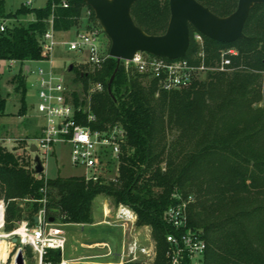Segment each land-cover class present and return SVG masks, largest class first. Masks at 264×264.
I'll list each match as a JSON object with an SVG mask.
<instances>
[{
	"label": "trees",
	"instance_id": "trees-1",
	"mask_svg": "<svg viewBox=\"0 0 264 264\" xmlns=\"http://www.w3.org/2000/svg\"><path fill=\"white\" fill-rule=\"evenodd\" d=\"M197 1L219 16L228 15L237 5V0ZM4 6L5 0H0L3 18L29 13L35 17L27 24H9L0 32V62L15 60L22 65L45 58L39 39L50 16L55 31H67L76 26L82 7L88 5L83 0H48L41 7L20 5L7 17ZM131 8L135 24L146 33L165 31L168 0H138ZM249 12L244 37L238 40L221 43L202 35L206 65H217L225 48L234 47L237 54L230 56L227 70L207 71L188 88L162 90L155 80L126 70L120 62L111 96L106 86L116 67L113 57L93 71L86 65L76 68L75 77L84 87L72 91L80 108L77 121L92 129L120 125L125 131L117 176L93 181L76 175H35L27 169L28 157L0 146L4 230L23 218L33 223L42 200L47 217L63 227L89 223L93 199L104 194L115 204L130 206L137 214V225H148L155 240L153 262L125 264H168L166 235L177 230L166 223L164 212L183 202L186 228L200 233L206 242L199 264H264V3ZM92 23L88 24L100 26L95 17ZM194 31L190 26L184 57L195 63L201 59ZM105 48L109 50L108 45ZM26 77L19 71L12 77L17 82L14 88L23 95ZM95 82L104 89L89 92ZM6 102L0 92V118ZM88 113L95 121L88 122ZM23 201L31 203L24 206ZM50 257L58 261L59 251H51Z\"/></svg>",
	"mask_w": 264,
	"mask_h": 264
},
{
	"label": "built area",
	"instance_id": "built-area-1",
	"mask_svg": "<svg viewBox=\"0 0 264 264\" xmlns=\"http://www.w3.org/2000/svg\"><path fill=\"white\" fill-rule=\"evenodd\" d=\"M33 0H25V4H31ZM62 5L67 6L63 1ZM9 20L0 16V32L8 27ZM48 27L39 39L42 53L45 55L43 61H50L51 53L59 43L67 45L69 50H74L85 55L84 63L95 70L102 66L104 61L112 57L109 50H106L100 39L101 26L86 24L85 29L76 32L69 40H58L53 28L52 16L47 20ZM193 39L199 44L200 50L197 57L199 62H193L188 58H166L150 54L145 51H136L131 59H121L126 70L136 71L148 79L157 82L162 90L182 89L196 79L202 78L207 71H224L230 64V56L236 55L234 47H228L221 51L220 61L217 65H206L203 59V36L194 31ZM51 54V55H49ZM49 56V57H48ZM39 60V61H42ZM17 62L15 60H9ZM30 71V69L28 68ZM28 71V73H29ZM27 73V74H28ZM35 86L37 89L38 104L37 110L43 118V125L40 135L28 137L27 147L34 144L46 173L47 159L55 152L53 146L57 144L67 145L71 165L83 168L82 176L86 180L96 181L107 170L108 162H119L121 144L125 140V131L120 125H114L106 129H92L88 124L77 121V111L72 98V89L63 80L62 75H57L51 66H39L33 71ZM103 88L100 82H95L89 88V92L101 91ZM86 111L85 108L83 112ZM87 120L95 121L92 113L87 114ZM7 140L10 138L7 137ZM34 157V156H33ZM34 162L31 160V169L34 173ZM38 175L37 173H34ZM47 177V176H44ZM114 178V177H113ZM44 203V200H42ZM0 210L2 215V228L4 227L5 203L0 199ZM103 222L107 225L122 229L123 237L118 247L109 241L94 242V249L104 250L97 253L94 264H125L127 262L150 263L154 260L156 250L154 244L146 243L141 237L137 225V214L128 205L123 203H109L105 201L102 208ZM37 222L30 223L26 219L19 220L15 227L8 232L4 231L1 238L6 242L7 250L0 257L3 264H17L18 252L22 254V264H27L26 248L30 250L31 257L36 264H82L73 260L63 258V251L66 249L67 236L63 225L57 221H50L42 206L34 218ZM114 218L108 221V218ZM166 223L174 227L177 233H169L166 240L169 248L166 252L168 264H199L205 249L206 242L201 234L186 228L185 203L170 205L164 212ZM134 233L133 236H129ZM128 235V236H126ZM127 237V238H126ZM15 238V241L13 240ZM51 251H59L60 258L53 261L50 257ZM104 259V260H101Z\"/></svg>",
	"mask_w": 264,
	"mask_h": 264
},
{
	"label": "rangeland",
	"instance_id": "rangeland-1",
	"mask_svg": "<svg viewBox=\"0 0 264 264\" xmlns=\"http://www.w3.org/2000/svg\"><path fill=\"white\" fill-rule=\"evenodd\" d=\"M46 1L48 0H33L31 4L28 5L24 3L25 0H5L4 16L7 17L8 14L13 13L20 5H26L29 8L41 7L45 6ZM92 17H94V12L92 15L88 6H83L81 10V16L78 19L76 26L67 31H57L56 38H59L58 40L60 41L72 39L76 32L85 29L86 24L92 23ZM34 18V14L29 13L27 15H19L16 18L8 17L7 20H9V24H27V22H32ZM100 39L104 47L107 45L110 46V41L103 31L100 34ZM51 54H49L51 55L50 61L42 60L29 62L30 71L24 69L25 63L21 65L19 62H12L10 64L9 60H2L0 62V92L2 95H4L7 101L5 105V113L2 118H0V146L16 156H25L26 158L28 157L29 164L27 169L30 171H32L31 160L33 159L34 152H31L28 149L27 138L40 135V130L37 131V129L38 127H41L40 125L42 124V116L37 110V104L39 102L33 71L39 66H44L47 68L51 66L57 75L63 76V80L68 84L69 87H71L72 90H76L78 92H81L82 88L84 87H82V82L75 77L76 68H82L81 65H86L85 68L91 71V67L84 63L85 55L79 54L74 50H69L65 44H57ZM71 63L73 66H75V69L72 70V66L71 70H68V66ZM18 71L22 76L27 74L29 71L27 77L25 78L24 95L21 93V91H18L14 88L17 82L12 81V77ZM22 102H24L25 106L24 116L17 115V113H21L20 110L22 108ZM26 131L28 134H30V136H26ZM7 137L10 138V140H7ZM53 150L55 152H53V154L47 159L46 173H43V176L54 177L58 175V173L59 175L82 176L81 174L83 172V168L71 165L68 155V152L70 151L67 145H54ZM163 164L164 163H162V166H164ZM118 165L119 162H108L107 170L101 176L107 179L117 176L119 170ZM105 201L115 204L111 197L104 194L97 195L93 199L91 205V214L93 218L91 222L82 225H64V229L67 232L66 249L63 251L64 259L73 260L82 264H94V261L97 259L94 257L91 258V255L100 252L102 253L104 250L99 248L93 249L90 247V245L96 241H112L114 239L113 237L116 235V227L107 225L106 222L102 221V208ZM22 203L25 206L26 203L31 202L23 201ZM41 203L43 206L42 201ZM23 219L28 220V218ZM113 220L114 218H108V221ZM18 221L14 223L13 228ZM138 229L145 242L149 243L150 241L155 247V240L152 237L151 228L148 225H141ZM0 230H2V232H8L7 230H4V227L0 228ZM5 244L6 242L3 240L2 246L4 248L2 249L1 255L7 250ZM26 261L27 264H36L35 260L31 257V253L28 248H26ZM0 264L3 263L1 262ZM7 264H10V262Z\"/></svg>",
	"mask_w": 264,
	"mask_h": 264
},
{
	"label": "water",
	"instance_id": "water-1",
	"mask_svg": "<svg viewBox=\"0 0 264 264\" xmlns=\"http://www.w3.org/2000/svg\"><path fill=\"white\" fill-rule=\"evenodd\" d=\"M94 12L104 34L110 41L109 55L116 61V67L107 81V91L112 96L111 84L121 59H131L136 51L166 58L183 57L189 44V27L202 35L217 41L229 43L244 37L243 27L250 9L264 0H237L236 8L225 16H219L197 0H168L169 19L161 34L146 33L135 24L131 7L138 0H83ZM72 63L68 70H71ZM28 70V65L25 67ZM36 151L34 144L29 147ZM34 173H41L44 166L38 155H34ZM53 221V217L49 218ZM37 222V218H34ZM15 241V238H13ZM17 264H22L18 252Z\"/></svg>",
	"mask_w": 264,
	"mask_h": 264
},
{
	"label": "crops",
	"instance_id": "crops-1",
	"mask_svg": "<svg viewBox=\"0 0 264 264\" xmlns=\"http://www.w3.org/2000/svg\"><path fill=\"white\" fill-rule=\"evenodd\" d=\"M59 32V31H58ZM31 62V61H30ZM28 65V68H30V66H29V62H27V63H25V65H24V69H26L25 67ZM26 76H27V74H26ZM20 112L21 113H17V115H22V116H24L25 115V108H21V110H20ZM43 118H42V124L40 125V126H42L43 125ZM41 129V127H38V129H37V131H39ZM40 132V131H39ZM26 133V136H30V134H28V132L26 131L25 132ZM24 133V134H25ZM59 174V173H58ZM61 176H71V175H61ZM93 217V216H92ZM116 230V232H115V234L116 235H114V239L112 240V241H109L111 244H113L115 247H118L119 246V243H120V241H121V239H122V237H123V232H122V229H120V228H116L115 229ZM113 234V233H112ZM134 235V233H131L129 236H133ZM126 236H128V235H126ZM128 236V237H129ZM127 238V237H126ZM90 247L91 248H93L94 249V242L90 245ZM94 255L95 254H93V255H91V258L92 257H94Z\"/></svg>",
	"mask_w": 264,
	"mask_h": 264
},
{
	"label": "bare ground",
	"instance_id": "bare-ground-1",
	"mask_svg": "<svg viewBox=\"0 0 264 264\" xmlns=\"http://www.w3.org/2000/svg\"><path fill=\"white\" fill-rule=\"evenodd\" d=\"M2 215L3 214H1V210H0V228H2ZM2 235H4V231L2 232V230H0V257H1L2 249L4 248L2 246V244H3V239L1 238Z\"/></svg>",
	"mask_w": 264,
	"mask_h": 264
}]
</instances>
